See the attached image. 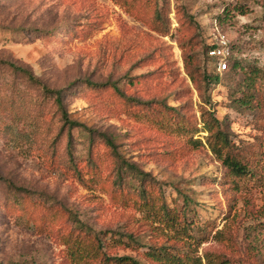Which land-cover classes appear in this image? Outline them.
Here are the masks:
<instances>
[{"label": "rangeland", "instance_id": "1", "mask_svg": "<svg viewBox=\"0 0 264 264\" xmlns=\"http://www.w3.org/2000/svg\"><path fill=\"white\" fill-rule=\"evenodd\" d=\"M222 41L219 73L206 49ZM249 67L264 71V0H0V264H73L60 238L77 221L142 264H264V76L244 105ZM206 110L259 181L212 155Z\"/></svg>", "mask_w": 264, "mask_h": 264}, {"label": "trees", "instance_id": "2", "mask_svg": "<svg viewBox=\"0 0 264 264\" xmlns=\"http://www.w3.org/2000/svg\"><path fill=\"white\" fill-rule=\"evenodd\" d=\"M235 13L240 16H247L249 14V10L246 8H235ZM226 13H230L229 10ZM216 44L209 45L207 47V51H209L215 47ZM229 47V46H228ZM240 63L235 62L232 66L233 70H237L240 68ZM244 69V68H242ZM247 74H249V78L247 83L243 84L242 89L240 90L243 96V99L249 102H245L244 105H250V97H254L256 99L255 93V84L256 79L264 76V71L256 69V68H247ZM225 72V71H224ZM220 73V72H219ZM223 73V72H222ZM213 79H211L212 81ZM219 77L215 76L214 81H218ZM245 85V86H244ZM52 95L55 94L56 102L59 108L63 111L64 105L62 103V92H49ZM254 93V95H253ZM63 111V115H65V124L70 126L69 137L72 139L71 131L79 126L76 122L70 121L68 119V115ZM202 124L203 131L207 133V144L212 155L216 157V159L223 165V167L231 174V176L239 179L240 182L248 181V182H257L259 181V177H261V173L259 174L254 170H250L248 165L242 160V158L238 157L234 154L231 144L229 142V138L225 132L221 129L220 121L214 116V114L209 113L207 110L202 114ZM81 125V124H80ZM105 137V136H104ZM104 142L109 146L112 153H116V146L112 139L105 137ZM196 145L201 146V141H194ZM124 170H138L134 165L126 164ZM264 172V168L262 170ZM139 175H143L139 173ZM81 180V176H78ZM95 176L93 175V178ZM96 179V177H95ZM118 183H122V177L114 182V185ZM141 193L143 195H147L146 190H142ZM174 227V226H172ZM118 237V238H117ZM130 242L132 241L131 237H129ZM61 244L65 246L64 252L66 251V256L69 260L72 261L73 264H142L140 261L136 260L130 256H114L109 253L110 248L115 247L116 245L122 247H130V243L125 242L124 236L121 234L115 233H104V232H95L89 226L83 225L77 221V225L75 228L68 232L67 234H63L60 238ZM155 255V256H152ZM151 257H154L156 262L160 261L157 259L156 254H152ZM208 264H230L227 260L221 259L219 257H208ZM200 259V258H199ZM201 261V260H199ZM200 264H202L200 262Z\"/></svg>", "mask_w": 264, "mask_h": 264}, {"label": "built area", "instance_id": "3", "mask_svg": "<svg viewBox=\"0 0 264 264\" xmlns=\"http://www.w3.org/2000/svg\"><path fill=\"white\" fill-rule=\"evenodd\" d=\"M209 55L218 61L217 67L220 73L227 69L226 61L230 55V50L225 41L220 42L218 45L216 44V46L209 51Z\"/></svg>", "mask_w": 264, "mask_h": 264}]
</instances>
